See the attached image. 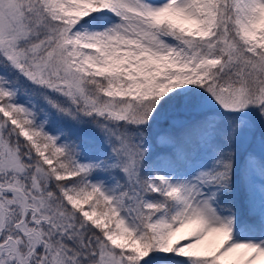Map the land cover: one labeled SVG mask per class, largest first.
Listing matches in <instances>:
<instances>
[{
    "label": "snow or ice",
    "instance_id": "snow-or-ice-1",
    "mask_svg": "<svg viewBox=\"0 0 264 264\" xmlns=\"http://www.w3.org/2000/svg\"><path fill=\"white\" fill-rule=\"evenodd\" d=\"M0 264H264V0H0Z\"/></svg>",
    "mask_w": 264,
    "mask_h": 264
}]
</instances>
